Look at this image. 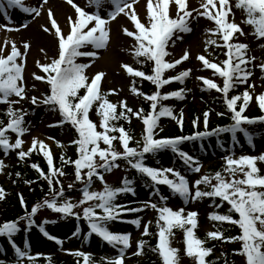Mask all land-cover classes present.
<instances>
[{
    "label": "snow or ice",
    "instance_id": "snow-or-ice-1",
    "mask_svg": "<svg viewBox=\"0 0 264 264\" xmlns=\"http://www.w3.org/2000/svg\"><path fill=\"white\" fill-rule=\"evenodd\" d=\"M137 2L138 0H89L88 7L94 9L89 12L77 6L73 0H67V3L75 9L76 13L75 17H68L70 31L67 33L63 32L54 19L51 9L47 13L51 26L50 28L44 27L43 31L47 33L54 30L53 34L58 43V57L53 58L47 64L37 62V67L45 75L41 76L35 73L32 75L35 80L45 82L49 86V91L39 99L32 96L31 103L33 105L43 104L48 106L50 111L59 112L62 119L58 124L49 125L50 127H62L64 124H70L75 129L77 137L71 143L77 147V158L74 160L66 159L62 155L60 159L64 164L74 165L75 181L83 185L79 189L82 196L78 203H73L71 199L66 197L63 184L58 179L66 173L62 168L58 169L54 166L53 156L48 145L44 141L33 138L27 151L23 150L22 147L24 140L21 137L28 131L23 126L24 117L28 113L14 106L28 99L24 71L27 49L30 45L25 43L23 46L25 51L21 52L15 43H12L7 55L4 54V48H0V105L6 106L4 115L7 116L6 122L0 120V148L5 153L10 149L19 150L17 155L20 160H24L34 151L42 152L48 165V172L45 173L37 164H32L31 167L47 181L49 193L52 194L51 200L45 198L42 203H37L30 209L21 195L20 204L24 209V215L16 220L0 223V237L6 238L10 247L14 249L18 258L17 264H20V261L25 257L28 259V264H35V258L30 256L27 251L28 245L26 244L25 250H22L12 239L22 231L20 223L26 221L24 231L31 229L35 224L34 217L42 207H47L63 217L75 216L77 220H80L81 215L75 213L73 209L87 205L82 209V218L88 223L90 229L88 236L95 234L113 247L122 245L119 248L118 256L107 259L106 264H124L125 249L131 247L130 234L113 233L107 225L111 221L120 219L126 212L140 213L150 207L158 213L156 220L158 241L152 250L158 253L162 264H179V249L170 245V236L173 235L174 228H180L184 232L185 254L195 258L196 264H206L205 258L212 253V248L204 247L205 241L200 240L195 235L194 229L198 226V213L190 211L185 215L183 208L174 211L168 207V197L162 195L159 188L163 185L167 186L172 194H178L183 198L185 203L205 197L211 198L214 202L218 198L220 203L215 204L216 207H221L226 202L230 206L227 213L221 215L213 212L209 215V219L238 226L240 235L224 237L223 233L217 229L208 232L207 237L226 242L240 241L241 247L234 254L244 257L245 264H264V174H261V169L258 167V161L264 163V154L258 156L241 155L238 158L231 155L226 156L222 170L216 171L214 174L200 176L191 184L185 175L173 167L158 168L148 166L145 163L146 154L155 155L162 151H171L183 162L188 171L200 173L202 167L200 162L180 148V145L185 141H192L213 134L231 133L233 142H236L237 133L242 132L249 144H252V136L242 125H251L257 121L264 123V115L255 119L244 115L249 102L253 99L252 94L247 89L239 95L229 96V93L237 84L248 82L252 73L247 70L246 66L251 63L254 57L248 58L246 56L247 44L232 41L237 33L240 36L246 35L241 24L251 26L253 29L251 34L257 39L264 38V0H205L201 5L203 12L197 10L198 15L213 22L214 27L209 29L212 35L219 36L223 41V44H218L215 39H209L206 42L205 52H207L208 45L227 49L224 53L227 59L221 61L220 64L209 61L203 54L197 57L205 68L213 69L214 73L223 79V86L221 87L204 77H198V79L203 81L207 89H215L222 93L223 103L226 106V111L230 113V119L233 123L229 126L218 127L213 132L198 131L190 136L159 138L156 135V130L160 127L159 121L162 117L176 120L183 130V113L181 112L180 116L177 117L171 107L164 106L162 103V101L171 98L184 99L183 89L167 93H161L160 89L173 81L182 84L191 72L189 69L171 77H164L166 70L175 69L177 65L189 58V52L185 51L180 59L172 62L165 59L170 55L167 49L170 43H174V38L179 39L180 33L192 31L188 23V19L192 17V11L187 10V0H147V23H144L133 7ZM47 3L48 0H43L39 7L30 8L23 5V0H6V5L0 3V10L5 7H20L25 13H34L38 17L41 15L43 6ZM172 4L177 9L175 18L170 16V5ZM106 5L111 8L110 11L107 10ZM102 9L104 15L101 14ZM234 9L240 10L244 16L241 24L235 22ZM121 14L127 17L135 28V31H130L127 28H124L123 31L135 40L134 56L137 63H141L140 57H143L145 61L154 62L151 74L136 70L129 65H122V68L130 76L143 78L155 86L156 90L152 94H145L135 86L131 88L133 94L150 102V111L147 113L142 108L133 110L126 101L110 102L107 96L114 94V90L110 93L101 91V81L105 74L98 72L89 77L85 72L91 65L77 63L78 57H97L96 52L81 51L85 46L90 45L97 50L106 48L110 40L109 25ZM5 47H7V43ZM261 47H264V44ZM259 67L264 71V63H261ZM248 87L253 86L248 85ZM81 89L84 90L83 94H81ZM12 97L16 99H12ZM255 100L261 112H264V93L256 96ZM238 101H242L239 106ZM94 104L97 105L96 114L100 117L99 124L90 119L89 114ZM209 115V112L203 114L205 128L208 127ZM217 115L223 116L224 113L218 112ZM133 116L140 119L144 125L142 140L136 141V147L130 146L133 138L129 132L124 127L113 123V121L121 119L130 122ZM197 123L198 118L193 121V125L196 126ZM98 128L102 130H98ZM9 132L15 134L14 143L10 142ZM49 139L53 138L49 137ZM114 141L119 142L120 150L116 148ZM56 144L57 147H63L59 141ZM120 160L126 161L132 169H135L142 177H146V184L151 181L148 186L154 190L153 194L158 196L163 203L158 205L151 200H145L141 207L135 208L117 203V197L122 193L136 194L132 186L133 181L127 177L122 178L121 186L109 185L105 180L104 174L119 168L118 161ZM4 167V162L0 161V171ZM17 175L19 176V173ZM95 181L102 184V191L92 190ZM26 183H31V181H26ZM57 184L60 185L58 189L54 187ZM201 185H204L205 190H201ZM72 187V184L68 185L69 189ZM3 198L4 190L0 188V199ZM97 209L100 210L99 214ZM234 214L238 215V219L234 218ZM48 223H55V221H43L38 225L39 231L47 239L62 244L61 240L45 229L44 225ZM128 223L137 228L141 227L140 218L132 219ZM151 223L148 221L143 226L142 235H151L149 231ZM79 231L77 228L74 235H78ZM145 244L146 241L140 240L137 243V250L133 254L142 255ZM74 255L82 257L83 264H90L88 254L76 252Z\"/></svg>",
    "mask_w": 264,
    "mask_h": 264
},
{
    "label": "rangeland",
    "instance_id": "rangeland-1",
    "mask_svg": "<svg viewBox=\"0 0 264 264\" xmlns=\"http://www.w3.org/2000/svg\"><path fill=\"white\" fill-rule=\"evenodd\" d=\"M73 2L86 11L91 12L94 10L93 8L88 7L89 0H73ZM204 2L205 0H187V10L192 11V17L188 19V23L192 31L189 33H180L179 39L174 38V43H170V46L167 49L170 52V55L165 58L167 61L172 62L176 59H180L185 51L189 52V58L182 62V64L177 68V72L179 73L181 71L191 70L189 76L182 85L197 103V99L199 97L198 87L202 81L201 79H198V77H204L212 80L213 82H217V79L212 76V72L205 68L197 57L203 54L209 61L214 63L219 62V55L214 53L212 49H208L210 45L207 46V52H205L206 42L209 39H215L216 36L212 35L209 31V29L214 27L213 22L209 21L204 16L198 15V11L203 12L201 5ZM42 3L43 0H25L23 5L31 8L39 7ZM60 5L64 8H61ZM105 7L107 10H111V8L107 5ZM133 7L140 20L147 23V0H138ZM49 9H51L54 19L58 22L63 32H69L70 25L68 23V17H75L76 13L75 9L67 3V0H48V3L45 4L41 10V15L38 17L35 16L34 13H25L23 10L20 11L16 8L9 9L5 16L0 13V48H4V54H8L12 43H15L21 52L25 51L23 47L25 43L30 45L27 49L26 67L24 71L25 87L26 91L31 92V94L38 98L42 97L44 84L43 81L35 80L32 74L35 73L36 75H44L41 69L37 67V62L40 64H47L50 63L53 58L58 57V43L57 38L53 34L54 30H51L46 34V37L53 43L51 48L43 49L35 37V30L39 31V26L42 28H50L51 22L47 14ZM66 10H70V13H65ZM176 10L177 9L174 4L170 5L171 15L176 13ZM234 11L235 22L241 24L242 19H244L242 12L235 9ZM101 14H105L103 9L101 10ZM24 25H27V27H24ZM109 27L110 40L106 48L97 50L92 48V46L87 45L82 48L81 51L96 52L97 57H78L77 63H86L91 65V67L87 68L85 72V74L89 77H92L98 72H103L105 75L102 78V87L108 92H113L114 90V94H111L113 100L117 103L119 101H126L129 107L138 110L140 105L139 99L131 91V88L133 87V79L125 71V69L122 68V65H130L132 59L135 57V40L133 37L127 36L123 31L124 28H127L130 31H135L134 25L127 19V17L121 14L115 20L111 21ZM241 27L246 35L240 36L238 33V42L249 45L251 53L250 56L254 57L251 62L254 68V77L248 80V82L242 87L244 90L247 89L250 93H253L254 97H256L261 93H264V80L262 79L263 72L259 67L261 63H264V47H261V45L264 44V40L257 39L251 34L253 32L251 26L241 24ZM216 39H218V37ZM6 43L7 47H5ZM41 49H43V51H41ZM248 85H252L253 87H248ZM19 106H21V104H19ZM58 121L59 117L56 114L46 112L44 107L38 109L35 114L28 117V121L26 123L28 131L22 137L24 140L23 147L25 149H29L32 139L36 138L44 141V143L55 152H65L68 150L71 143L69 133L57 126H49L57 124ZM49 137H52L53 139H49ZM57 141L63 145L62 148L57 147ZM243 142L244 141L242 140V143ZM245 151L248 152V155L258 156L264 153V145L255 142L254 149H249V147L245 146L239 154L236 151L233 154L228 153V156L231 155L238 157ZM212 157L213 156H210L209 158ZM217 157L221 158L222 156L220 155ZM168 161H170L169 158ZM14 162L15 157L12 155H8L4 158V163L7 167L11 166ZM258 164H260L259 161ZM205 169L206 168H203V171ZM124 177H126V171L124 169H119L114 175L108 177L107 183L112 186H118L117 184H121L122 178ZM193 182L194 179H192L191 183ZM102 187L103 186L100 185L98 191H102ZM147 198L148 194L145 199ZM86 206L87 205H82L80 211L83 212L82 209ZM167 206L172 208L174 211H178L180 208H183L185 214L190 211L197 212V221L201 230L205 233V235L212 231L213 226L211 219H209V215L211 214L213 207L209 205L207 201L190 200L187 203H181L177 198H170ZM156 214L157 212L153 209L146 212L142 220L141 230L132 238L134 247L138 236L142 233L143 226L147 224L148 221L153 222ZM44 220H47V218H44ZM65 247L66 249L61 251L63 255L68 251L73 252V248L85 249V246L81 245L80 242L68 243L66 241ZM135 251V249L132 251L131 256L134 255L133 253ZM31 256L33 257L34 255Z\"/></svg>",
    "mask_w": 264,
    "mask_h": 264
},
{
    "label": "trees",
    "instance_id": "trees-1",
    "mask_svg": "<svg viewBox=\"0 0 264 264\" xmlns=\"http://www.w3.org/2000/svg\"><path fill=\"white\" fill-rule=\"evenodd\" d=\"M141 63L139 64L140 69L143 72H148L147 68L150 69L151 63L149 61H145L142 58H139ZM238 84L233 88L229 96L232 95H239L242 92L240 89H238ZM135 87L142 91L145 94H152L156 89L154 87H151L150 84L143 82L142 80H137L135 83ZM203 92H206V98L207 100L202 104V108L197 109V107L190 103L188 104H182V99H176L173 101V105L169 104L168 101H162L164 106L171 107L173 110L176 108H180L182 110H186L189 114V120L183 119V130H181L180 126L176 124L175 128L172 130L166 131L165 133H160L157 131V135L159 137H175V136H190L194 135L196 132H213L214 129L218 127H225L229 126L233 123V121L230 119V113L226 111V106L223 103L222 95H220L215 89H206L205 86L203 87ZM48 91L46 92V94ZM140 97V96H139ZM142 100L141 108L144 109L145 113L150 111V102L143 99V97H140ZM108 100H110V97H107ZM242 103V101H238L239 104ZM210 107H214L217 111H221L224 113L223 116H215L216 112L211 111ZM30 111H33L35 108V105L31 104L29 106ZM119 110V109H118ZM184 113V111H181ZM205 112H209V118H208V127H204V116L203 114ZM95 115L97 116L96 112ZM252 116L259 117L262 116L261 112L256 109L252 112ZM99 117V116H97ZM179 117V116H178ZM198 123L196 126L193 125V121L197 120ZM1 120L7 121V116L4 115L1 117ZM141 121L140 119H137L135 116L131 118V121L126 120H119V121H113V123L117 124L118 126L124 127L129 134L132 133V130L134 128V121ZM173 122V121H172ZM247 132H249L253 137L259 139L260 141H264V123H255L254 125L248 126L245 128ZM72 135L74 139L76 138V134L74 131H72ZM118 135V133H116ZM229 136H231V133H220L219 135L213 134L210 136H206L203 138H197L192 141H185L183 144L180 145V148L182 150H185L184 147L188 146L190 148V154L195 156L194 159L203 160L207 156L208 150L206 149V146L202 147L199 146L198 141H202L204 145H208L212 150L219 149L216 138H220L223 142V147L226 149L233 148L234 143L231 144L229 141ZM187 143L186 146H184ZM135 141L132 140L130 142V146H135ZM114 145L118 150H120V144L118 141H114ZM217 152V151H216ZM167 151L159 152L155 155H152L151 157L146 155L145 157V163L148 166L151 167H158V163L161 160V157L165 155ZM61 156L57 158V168H62L63 171L66 173V179H67V185L64 187L66 197H69L71 194H79V187L80 185L74 180L72 181V164H64L61 161ZM66 159H75V154L71 156L65 157ZM18 164L12 166L6 173L5 179L0 180V188H3L4 190V198L0 199V223L4 221H11L16 220L20 216L24 215V209L21 207L19 200H18V193H22L25 196L27 206L30 209V207L37 203H42L45 198L51 199L52 194L49 193L48 184L45 179H43L35 169L31 167L32 164H37L39 167L45 171V173L48 172L47 166H46V160L44 156L39 155V153H31L30 156L26 157L24 160H20L17 155ZM178 160H175V163ZM120 166H126L127 162L124 160L118 161ZM225 164V161L218 162L216 161L214 165L210 166L207 174H214L216 171L222 170L223 166ZM19 173V176L17 175ZM261 174H264V172L261 170ZM133 181V184L137 182L138 180L141 181L143 184H146L145 181L147 180L146 177H142L140 173H136L132 169H130L129 178ZM26 181H31V183H26ZM95 183V182H94ZM215 183V181H213ZM72 184L73 187L71 189L68 188V185ZM55 188L58 189V185H55ZM135 193L137 194V185H135ZM205 190V188H204ZM135 194V195H136ZM134 196V195H133ZM132 196L128 193H122L117 197V203L124 204L127 207L133 208L134 207V201ZM211 199V198H209ZM219 199L217 198L216 201H212V204H218ZM225 202L221 207L215 208L214 212L217 214H226L229 207H225ZM129 213V212H126ZM125 214V213H124ZM130 218H136L137 215L131 214L129 216ZM234 218L238 219V215L234 214ZM58 223L54 225L51 228V232L55 234L56 236L60 237L63 236L66 233H70L69 238L72 239L73 234L76 232L77 228H79V234L74 235V239L80 238V233L83 229H85V232H87L86 228L87 225L81 221V220H75L70 219L67 217L59 218ZM79 221L82 223V227L78 226ZM113 225V230L118 232V234H123L125 232H128L132 229L131 226L127 225H119L116 224H110ZM214 225V231L219 229L224 237H234L240 235V229L236 225H231L226 222H219V221H213ZM20 227L22 231L20 233L16 234V244H20L22 240L30 241L32 244L34 243H45L46 247L49 248L50 243L46 242L45 239H41L42 236L38 225H33V227L27 231H24L23 229L26 228V221H22L20 223ZM84 227V228H83ZM86 227V228H85ZM149 231L151 235L148 236H142L141 240L146 241V244L143 249L142 255H136L135 258L132 261H126L125 264H162V260L159 257L157 252H154L152 249L155 248L158 237L156 236L157 227L156 225L151 226L149 228ZM195 235L200 240L205 241L204 247L212 248V253L205 258L206 264H245L244 257L240 255L234 254L237 250L241 247L240 241H234V242H226L224 240H213L209 239L208 237H204L198 230L195 232ZM85 240H87L88 247H94L97 243L98 251L101 252V254L91 253L90 256V264H106L107 259L115 258L119 254V248L122 247V245H117L116 247H113L112 245L108 246L105 244L100 243L99 241L92 239V237L88 236V234L85 236ZM95 240V242L93 241ZM170 245L173 248L179 249V264L182 263H193L196 264L195 258L188 257L185 254V244H184V232L180 228H174L173 229V235L170 236ZM14 249H8V245L6 243L5 238H0V264H16L14 262V255H13ZM88 250V248H87ZM86 250V251H87ZM129 255V250L125 249V255ZM70 261H64L58 257L54 256H47L44 255L38 257L35 259V264H80L83 261L82 257H77L76 255L69 257ZM12 260L13 262H9Z\"/></svg>",
    "mask_w": 264,
    "mask_h": 264
},
{
    "label": "bare ground",
    "instance_id": "bare-ground-1",
    "mask_svg": "<svg viewBox=\"0 0 264 264\" xmlns=\"http://www.w3.org/2000/svg\"><path fill=\"white\" fill-rule=\"evenodd\" d=\"M61 8H64L62 5H60ZM65 13H70V10H66ZM38 30H35V37L37 39V41L40 43V46H42L44 49H47V48H51L53 43L51 40H49L47 37H46V32L43 31V28L41 26L38 27Z\"/></svg>",
    "mask_w": 264,
    "mask_h": 264
}]
</instances>
